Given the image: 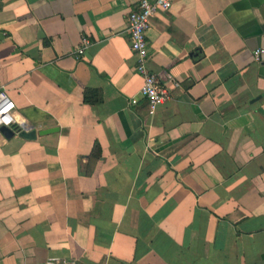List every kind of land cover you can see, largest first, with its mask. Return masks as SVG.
<instances>
[{
    "label": "crops",
    "instance_id": "obj_1",
    "mask_svg": "<svg viewBox=\"0 0 264 264\" xmlns=\"http://www.w3.org/2000/svg\"><path fill=\"white\" fill-rule=\"evenodd\" d=\"M139 4L0 0V88L37 132L0 131V264H264V0L158 10L153 114L131 104Z\"/></svg>",
    "mask_w": 264,
    "mask_h": 264
},
{
    "label": "built area",
    "instance_id": "obj_2",
    "mask_svg": "<svg viewBox=\"0 0 264 264\" xmlns=\"http://www.w3.org/2000/svg\"><path fill=\"white\" fill-rule=\"evenodd\" d=\"M172 6V0H140L139 8L129 15V34L133 51L137 57L136 68L143 77V85L140 89V97L131 98V104L139 103L140 98H144L148 105V111L153 114L158 104L164 102L169 97V89L163 83L161 77L153 73L148 68V43L147 33L151 27V21L156 16L159 9H169ZM90 44L87 37H83L81 46L77 53L83 54L85 48ZM264 50L256 49L255 58L260 60ZM165 76L175 85H178L177 79L171 72H165ZM7 126L14 129L16 126L28 130L25 121H19L16 117V104L4 88H0V128Z\"/></svg>",
    "mask_w": 264,
    "mask_h": 264
},
{
    "label": "water",
    "instance_id": "obj_3",
    "mask_svg": "<svg viewBox=\"0 0 264 264\" xmlns=\"http://www.w3.org/2000/svg\"><path fill=\"white\" fill-rule=\"evenodd\" d=\"M55 130H56V128L44 129V130L40 131V134L50 133V132L55 131ZM0 131L7 138H11L15 135V131L12 128L7 127V126H2L0 128ZM20 135L22 137H25V138L33 139L37 136V132H36V130L32 129V130H28V131H22V132H20Z\"/></svg>",
    "mask_w": 264,
    "mask_h": 264
},
{
    "label": "trees",
    "instance_id": "obj_4",
    "mask_svg": "<svg viewBox=\"0 0 264 264\" xmlns=\"http://www.w3.org/2000/svg\"><path fill=\"white\" fill-rule=\"evenodd\" d=\"M100 91L97 89H87L84 93V100L86 103H98L101 102ZM98 146V145H97ZM98 153V152H97Z\"/></svg>",
    "mask_w": 264,
    "mask_h": 264
}]
</instances>
